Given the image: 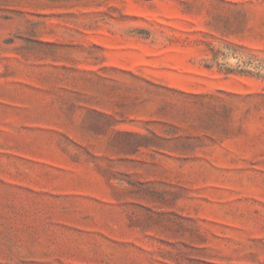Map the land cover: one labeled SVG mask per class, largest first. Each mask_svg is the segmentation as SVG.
<instances>
[{
    "label": "rangeland",
    "instance_id": "374dc122",
    "mask_svg": "<svg viewBox=\"0 0 264 264\" xmlns=\"http://www.w3.org/2000/svg\"><path fill=\"white\" fill-rule=\"evenodd\" d=\"M0 264H264V0H0Z\"/></svg>",
    "mask_w": 264,
    "mask_h": 264
}]
</instances>
